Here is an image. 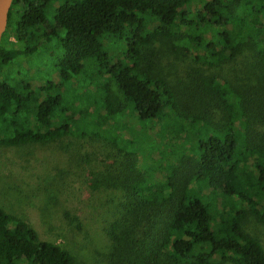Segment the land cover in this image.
<instances>
[{"label":"trees","instance_id":"16d2710c","mask_svg":"<svg viewBox=\"0 0 264 264\" xmlns=\"http://www.w3.org/2000/svg\"><path fill=\"white\" fill-rule=\"evenodd\" d=\"M39 41L60 51V82L34 86L9 70ZM155 42L197 63L188 88L223 109V129L140 66ZM239 63L236 82L221 73ZM68 135L105 153L92 188L119 191L104 228L112 264H264L246 229L249 216L264 223V0H13L0 45V145ZM0 264L85 263L0 206Z\"/></svg>","mask_w":264,"mask_h":264},{"label":"rangeland","instance_id":"374dc122","mask_svg":"<svg viewBox=\"0 0 264 264\" xmlns=\"http://www.w3.org/2000/svg\"><path fill=\"white\" fill-rule=\"evenodd\" d=\"M199 1L195 0V3ZM51 4L50 16L54 13V3ZM242 10L239 7L237 14H242ZM124 41L119 39L115 42V49L119 50ZM28 47L36 49L31 58L9 70L34 86L48 80L60 82L53 70L61 59L57 47L43 41L31 42ZM147 52L148 55L141 60L142 68L168 78L180 89V95L188 102L189 108L203 111L219 129L225 127L228 118L223 109L208 104L207 98H200L188 88L196 79L197 63L161 42L150 45ZM239 67L241 63L221 65L220 68L222 74L236 82L237 77L244 76ZM74 85L73 82L69 85L72 93ZM112 88L115 100L125 102L115 83H112ZM102 151L89 137L78 135L36 145H0V206L11 215L29 222L41 240H50L69 249L80 262L112 264L104 228L114 218L119 191L104 187L93 189L88 179L90 171L95 170L101 157L105 156ZM191 161V157L182 159L183 175H187L183 170H188ZM68 215L79 220L71 223ZM246 229L264 246V223L249 216Z\"/></svg>","mask_w":264,"mask_h":264},{"label":"water","instance_id":"95a60500","mask_svg":"<svg viewBox=\"0 0 264 264\" xmlns=\"http://www.w3.org/2000/svg\"><path fill=\"white\" fill-rule=\"evenodd\" d=\"M13 4V0H0V45L3 34L7 30L9 23V13Z\"/></svg>","mask_w":264,"mask_h":264}]
</instances>
